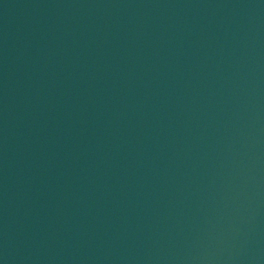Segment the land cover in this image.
I'll list each match as a JSON object with an SVG mask.
<instances>
[{"label":"water","instance_id":"obj_1","mask_svg":"<svg viewBox=\"0 0 264 264\" xmlns=\"http://www.w3.org/2000/svg\"><path fill=\"white\" fill-rule=\"evenodd\" d=\"M0 264H264V0H0Z\"/></svg>","mask_w":264,"mask_h":264}]
</instances>
